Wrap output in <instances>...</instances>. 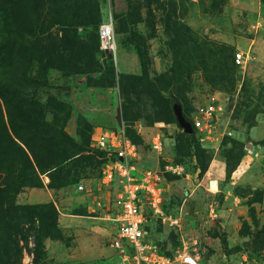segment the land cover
<instances>
[{
  "label": "rangeland",
  "instance_id": "1",
  "mask_svg": "<svg viewBox=\"0 0 264 264\" xmlns=\"http://www.w3.org/2000/svg\"><path fill=\"white\" fill-rule=\"evenodd\" d=\"M108 19L114 63L99 52ZM237 51L252 61L237 64ZM208 103L211 125L185 132L175 106L189 121ZM6 104L47 167L19 186L0 114V264L118 263L105 245L115 194L100 188L93 140L119 128L136 145L137 167L157 172L160 211L144 213L163 253L185 247L200 264H264V0H0V105L13 135ZM59 158L62 166L50 164ZM214 159L225 171L211 183ZM42 204L55 227L36 218L50 221ZM67 206L84 207L72 210L95 221L97 237L59 227Z\"/></svg>",
  "mask_w": 264,
  "mask_h": 264
},
{
  "label": "built area",
  "instance_id": "2",
  "mask_svg": "<svg viewBox=\"0 0 264 264\" xmlns=\"http://www.w3.org/2000/svg\"><path fill=\"white\" fill-rule=\"evenodd\" d=\"M98 38L107 58L108 54H111V63L116 62L117 44L112 19L99 24ZM250 57L249 52L234 53V61L237 64L251 62ZM214 113L213 104L198 105L188 122L192 128L203 129L211 125ZM93 141L96 149L102 153L100 188L113 185L111 189L115 194L116 207L108 209L107 212L116 230L105 245L114 250L118 258L117 264H200L197 255L185 247L177 249L174 253L165 254L153 241L147 230L148 220L144 210L147 208L154 213L160 211L162 190L154 169L137 167L136 145L124 130L105 129ZM151 146L156 150L162 148L159 134L151 142ZM95 203L97 206L101 204L100 201ZM95 203L91 204V207H94Z\"/></svg>",
  "mask_w": 264,
  "mask_h": 264
},
{
  "label": "trees",
  "instance_id": "3",
  "mask_svg": "<svg viewBox=\"0 0 264 264\" xmlns=\"http://www.w3.org/2000/svg\"><path fill=\"white\" fill-rule=\"evenodd\" d=\"M97 35H98V33H97ZM98 40H99V38H98ZM100 50H101V51H99L100 53H104L103 50L101 49V47H100ZM104 55H105V53H104ZM105 60L108 63H110L107 58H105ZM171 111L173 113L172 109H171ZM6 112H7V117H8V120H9V125L11 126L10 131H11V133L13 135L9 134V132H8L6 124H5L4 120H3L2 107L0 105V114H1V120H2L1 125L4 128L5 135L8 138L10 144L12 145L16 155H18L19 158H20V159H18L19 164H18V166H16L17 169H18L17 179L21 180L19 186L23 187V186L34 185L36 179H34V181H32V182H30V181L32 180L33 175L34 176L36 175V178H37L38 174H37L36 168L37 169L46 168L47 164L43 163V165H42V163L39 162V159L36 156V153H35V150H34V144L29 142V141L27 142L24 138H22L20 133L17 132L16 128L14 127V116H13L12 112L10 111V109H9L7 104H6ZM189 122H190V120H189ZM98 153H99V156H102L101 155L102 154L101 151L98 150ZM66 160H67V158H59V160L57 162H50V164H52V166L55 165L54 167L57 168V167L62 166V164ZM101 162H102V160L100 159V165H101ZM19 166H20V168H18ZM26 176H28V177H26ZM0 181H1V177H0ZM2 184H3L4 187L7 186V183L5 182V180L1 181V185ZM54 186H63V184L58 183V184H56ZM7 190H9V189L7 188ZM4 192H5V190H4ZM0 202L2 204L8 203L7 197L4 196L0 200ZM39 206H41V208H45L46 211L49 212L48 214L50 215V221H47L48 219H46L42 214L36 215V218L39 219V222L42 224L43 228H47V227H51V226L55 227L56 224L54 223V221L56 222V219L55 220H54V218L52 219V213H51L53 207L51 205H49V204L48 205L47 204H42V205H39ZM18 208L20 210H24L25 209L24 207H21V206H19Z\"/></svg>",
  "mask_w": 264,
  "mask_h": 264
},
{
  "label": "crops",
  "instance_id": "4",
  "mask_svg": "<svg viewBox=\"0 0 264 264\" xmlns=\"http://www.w3.org/2000/svg\"><path fill=\"white\" fill-rule=\"evenodd\" d=\"M145 131L146 132H141L142 138H149V134H148L147 130H145ZM210 165H211V169L216 170V172H215L216 175L213 177V180L211 181V183H212L216 179H218V176H220L225 171V168H224V165L222 162H220L218 160L215 161V159L211 162ZM35 192H36V190H35ZM36 195H38V194H36ZM76 195L78 197H81L82 200H80V202H84V198L82 197L83 195L80 192H76ZM76 207H79V206H76ZM66 208H69L71 210L70 211H68V210L67 211H65V210L61 211L60 214L57 216V221L59 223L58 224L59 227H61L64 230H68V231L73 232V236L75 235L74 239H77V240L82 239L84 241V239H87L88 241H90V238H86V237H94V236L97 237V233L94 230L96 227L94 224L95 221H93V220L91 221V219L86 218V216H87L86 214L79 213V211H76V210H81V209L84 210L83 206H80L79 208H71V207L67 206ZM66 208H64V209H66ZM72 209H76V210L73 211ZM110 226H111V224H110ZM104 230H106V232L109 233L108 236L113 235V234H111V231L109 230L108 227H104ZM88 232H90V234H92V235H89ZM96 243H98V242L96 241ZM107 249L111 250L114 254L113 249H111L109 247Z\"/></svg>",
  "mask_w": 264,
  "mask_h": 264
},
{
  "label": "water",
  "instance_id": "5",
  "mask_svg": "<svg viewBox=\"0 0 264 264\" xmlns=\"http://www.w3.org/2000/svg\"><path fill=\"white\" fill-rule=\"evenodd\" d=\"M108 58L109 62L111 63V54H108ZM175 114L179 125L183 127L184 131L187 133H191L192 127L190 123L183 117L181 108L179 106H175Z\"/></svg>",
  "mask_w": 264,
  "mask_h": 264
},
{
  "label": "bare ground",
  "instance_id": "6",
  "mask_svg": "<svg viewBox=\"0 0 264 264\" xmlns=\"http://www.w3.org/2000/svg\"><path fill=\"white\" fill-rule=\"evenodd\" d=\"M100 44V43H99ZM104 52V51H103ZM105 53V52H104ZM105 57L107 58V55L105 54ZM108 59V58H107ZM116 60H117V58H116Z\"/></svg>",
  "mask_w": 264,
  "mask_h": 264
}]
</instances>
